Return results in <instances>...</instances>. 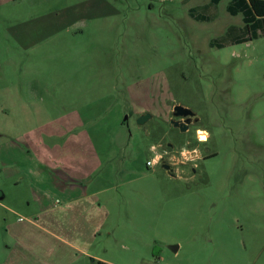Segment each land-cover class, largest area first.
<instances>
[{"label": "rangeland", "instance_id": "1", "mask_svg": "<svg viewBox=\"0 0 264 264\" xmlns=\"http://www.w3.org/2000/svg\"><path fill=\"white\" fill-rule=\"evenodd\" d=\"M208 2L0 0V261L264 264V35L231 42L242 14L192 17ZM73 154L113 189L43 204L18 169Z\"/></svg>", "mask_w": 264, "mask_h": 264}, {"label": "crops", "instance_id": "2", "mask_svg": "<svg viewBox=\"0 0 264 264\" xmlns=\"http://www.w3.org/2000/svg\"><path fill=\"white\" fill-rule=\"evenodd\" d=\"M72 116L68 117L66 119V122L69 124H72L73 120L71 119ZM75 120V115L74 118ZM51 123L48 122L47 125H50ZM46 125V126H47ZM207 131V130H206ZM50 133V131H48ZM208 132V131H207ZM48 133V134H49ZM50 136H55V134H50ZM209 137V132H208ZM9 143H11V146H15V148H19L18 144L19 142H27L30 143V140H26L21 137H16L15 139L8 140ZM29 154V152H28ZM42 155V154H40ZM76 154H73L72 156L64 155L62 157L63 159L60 160V166H48L50 170H34L32 168L29 169H22L18 171H22L24 175H28L30 178H34L35 176V182L37 184H40L42 186L43 195L41 197V200L43 201V204L46 202L49 204L50 201H53L56 197H60L65 205L69 204H77L81 203L82 201L92 198L94 196H99L107 191H110L113 189L114 185L111 184L110 186H101L98 187L96 184H94V178L92 177V174L94 170L97 169V160L95 159L90 167L94 169H91L90 167L83 168L82 164L88 166L89 162L85 161L83 162L82 157L78 156L76 157ZM25 158V157H23ZM76 158V159H75ZM76 161L78 162L76 164ZM91 161V160H90ZM53 164L56 162L53 160ZM57 164V163H56ZM106 171V170H105ZM105 175V174H104ZM36 177H39L36 179ZM103 177V174H102ZM33 180V179H32ZM45 192V193H44ZM5 193L1 191L0 198L4 197ZM101 206V204L97 205ZM92 207V206H91ZM102 213L100 208L92 209L89 211L90 215H96V213ZM9 252L6 253V257L3 261H0V264H5V261L8 260ZM96 260H101L106 262V259L103 258H96Z\"/></svg>", "mask_w": 264, "mask_h": 264}, {"label": "trees", "instance_id": "3", "mask_svg": "<svg viewBox=\"0 0 264 264\" xmlns=\"http://www.w3.org/2000/svg\"><path fill=\"white\" fill-rule=\"evenodd\" d=\"M184 1L188 2L189 0ZM221 1L210 0L201 7L202 11H199L197 7H192L190 13L197 20L214 19L217 13L216 6ZM227 11L232 15L242 14L243 20V26L240 27L241 33L230 38L231 42H245L264 35V0H229ZM232 27L236 26L232 25ZM97 264L111 263L98 260Z\"/></svg>", "mask_w": 264, "mask_h": 264}, {"label": "water", "instance_id": "4", "mask_svg": "<svg viewBox=\"0 0 264 264\" xmlns=\"http://www.w3.org/2000/svg\"><path fill=\"white\" fill-rule=\"evenodd\" d=\"M173 110H174L175 116L183 117V119H179V120L172 119L173 125L175 127H179L182 131L188 130L192 122L191 117L195 115L193 110L183 105H180V104L175 105ZM150 116H151L150 114H144L138 119V122L144 123ZM200 131H203V130L198 129V132ZM164 167L168 170H172L171 169L172 167L169 164H164ZM172 249L177 251L178 245H173Z\"/></svg>", "mask_w": 264, "mask_h": 264}, {"label": "flooded vegetation", "instance_id": "5", "mask_svg": "<svg viewBox=\"0 0 264 264\" xmlns=\"http://www.w3.org/2000/svg\"><path fill=\"white\" fill-rule=\"evenodd\" d=\"M173 115L175 116L174 112H173ZM176 118H177V120H179V119H183V117H181V116H176ZM193 118H194L195 120H197V118H195V115H194L193 117H191V120H192L191 123H194V122H193ZM172 119H173V118H172ZM172 119L170 120L171 123H172ZM174 120H175V119H174ZM172 124H173V123H172ZM178 128H179V127H178ZM195 131H196L197 138L200 137V140H202V139H201V136H200V134H199V132H198V128H196ZM206 132H207V131H206ZM207 133H208V132H207ZM206 139H208V136H207ZM206 139H205V140H206ZM202 141H204V140H202ZM199 157H200V155H199V153L196 151V154L193 155L192 160L195 159V158H199ZM162 158H163V156H162V154H161V159H162ZM161 159H160V161H161Z\"/></svg>", "mask_w": 264, "mask_h": 264}, {"label": "built area", "instance_id": "6", "mask_svg": "<svg viewBox=\"0 0 264 264\" xmlns=\"http://www.w3.org/2000/svg\"><path fill=\"white\" fill-rule=\"evenodd\" d=\"M185 150H187V151H186L187 153L185 154V156H183L185 151H181V154H182L183 158H184V157L186 158L184 161L192 160L193 155L196 154V150H192L193 153H190L191 151H189V149H185ZM188 152H189V153H188ZM157 155H159V156H160V159H161V154H157ZM157 155H156V156H157ZM156 156H155V158H156ZM155 158H153V160H154ZM160 159H159L158 161H160ZM153 160H148L147 164L150 165L149 162H150V161H153Z\"/></svg>", "mask_w": 264, "mask_h": 264}, {"label": "bare ground", "instance_id": "7", "mask_svg": "<svg viewBox=\"0 0 264 264\" xmlns=\"http://www.w3.org/2000/svg\"><path fill=\"white\" fill-rule=\"evenodd\" d=\"M199 134H200L202 140H205L208 136V133L205 130L200 131Z\"/></svg>", "mask_w": 264, "mask_h": 264}, {"label": "clouds", "instance_id": "8", "mask_svg": "<svg viewBox=\"0 0 264 264\" xmlns=\"http://www.w3.org/2000/svg\"><path fill=\"white\" fill-rule=\"evenodd\" d=\"M153 147H155V146H153ZM159 159H160V156L157 155L156 158H155L153 161H150V162H149L150 166H151V165H154Z\"/></svg>", "mask_w": 264, "mask_h": 264}]
</instances>
